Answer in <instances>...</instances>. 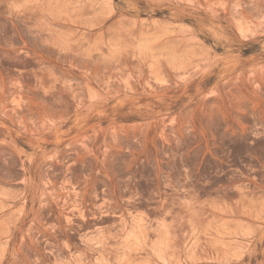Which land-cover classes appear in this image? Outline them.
<instances>
[{
    "label": "rangeland",
    "instance_id": "1",
    "mask_svg": "<svg viewBox=\"0 0 264 264\" xmlns=\"http://www.w3.org/2000/svg\"><path fill=\"white\" fill-rule=\"evenodd\" d=\"M0 264H264V0H0Z\"/></svg>",
    "mask_w": 264,
    "mask_h": 264
}]
</instances>
